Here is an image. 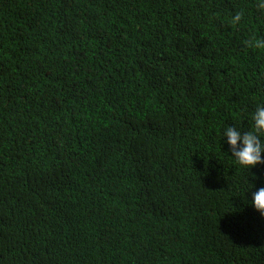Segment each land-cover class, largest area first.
<instances>
[{
    "label": "trees",
    "instance_id": "16d2710c",
    "mask_svg": "<svg viewBox=\"0 0 264 264\" xmlns=\"http://www.w3.org/2000/svg\"><path fill=\"white\" fill-rule=\"evenodd\" d=\"M257 4L0 0V264H264Z\"/></svg>",
    "mask_w": 264,
    "mask_h": 264
},
{
    "label": "clouds",
    "instance_id": "9594fccd",
    "mask_svg": "<svg viewBox=\"0 0 264 264\" xmlns=\"http://www.w3.org/2000/svg\"><path fill=\"white\" fill-rule=\"evenodd\" d=\"M258 9L264 11V0H258ZM239 12L231 19V23L238 24L242 19ZM256 47H264V43L255 42ZM222 139L229 146L233 163L242 170H250L257 165L264 164V104H257L255 110L249 114V130L241 132L234 126H227L223 129ZM254 179L255 174H252ZM252 185L243 191H248ZM242 194V195H243ZM260 216L264 219V187H259L251 193V200L247 201Z\"/></svg>",
    "mask_w": 264,
    "mask_h": 264
}]
</instances>
